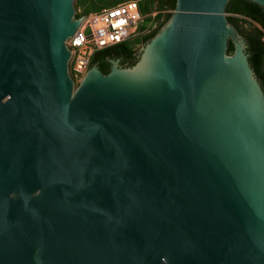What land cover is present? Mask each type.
Masks as SVG:
<instances>
[{
  "label": "water",
  "instance_id": "95a60500",
  "mask_svg": "<svg viewBox=\"0 0 264 264\" xmlns=\"http://www.w3.org/2000/svg\"><path fill=\"white\" fill-rule=\"evenodd\" d=\"M73 1L0 0V264H264V92L229 0H175L77 85Z\"/></svg>",
  "mask_w": 264,
  "mask_h": 264
},
{
  "label": "built area",
  "instance_id": "2783aa9c",
  "mask_svg": "<svg viewBox=\"0 0 264 264\" xmlns=\"http://www.w3.org/2000/svg\"><path fill=\"white\" fill-rule=\"evenodd\" d=\"M171 12L166 9L165 12ZM141 20L140 4L127 0L83 15L67 46L74 54L69 61L70 75L81 79L92 54L121 43L132 36Z\"/></svg>",
  "mask_w": 264,
  "mask_h": 264
},
{
  "label": "trees",
  "instance_id": "16d2710c",
  "mask_svg": "<svg viewBox=\"0 0 264 264\" xmlns=\"http://www.w3.org/2000/svg\"><path fill=\"white\" fill-rule=\"evenodd\" d=\"M148 2H155L165 9L174 10L175 0H148ZM140 10L144 11V6L140 5ZM225 12L227 13L228 21L239 31V33L246 40V53L248 54V61L250 67L253 69L256 79L258 80L264 92V8L250 0H229L226 4ZM86 12L76 13V17L85 15ZM171 12L165 14L164 20L151 32L142 36V42L146 43L150 38L160 29V27L168 20ZM246 19L251 21L249 29L243 28ZM123 45L126 50H132L123 42L117 43ZM105 48L96 50L90 59L89 66L96 63L103 73L107 70L102 65L98 64L95 55L104 51ZM227 51L231 53L233 46L229 42Z\"/></svg>",
  "mask_w": 264,
  "mask_h": 264
},
{
  "label": "rangeland",
  "instance_id": "374dc122",
  "mask_svg": "<svg viewBox=\"0 0 264 264\" xmlns=\"http://www.w3.org/2000/svg\"><path fill=\"white\" fill-rule=\"evenodd\" d=\"M124 1L127 0H74L73 6L75 9V13L86 12V14H88L90 12L98 11L103 7L112 6ZM137 1L141 6H144L145 10L141 11V20L135 33L125 41H123V43L132 50L138 49L143 44L142 36L149 33L154 28V26L163 18L164 14L169 13V11L165 12L166 9L163 6L155 2L150 3L148 2V0ZM249 24H251V21L246 19V22L243 24V28L249 29L251 26ZM73 79L75 84L77 85L79 79Z\"/></svg>",
  "mask_w": 264,
  "mask_h": 264
},
{
  "label": "flooded vegetation",
  "instance_id": "af4514ba",
  "mask_svg": "<svg viewBox=\"0 0 264 264\" xmlns=\"http://www.w3.org/2000/svg\"><path fill=\"white\" fill-rule=\"evenodd\" d=\"M139 54V50H132L129 52L123 45L113 44L105 47L104 51L97 53L95 59L96 62L105 67L108 72L112 60L117 61L118 65L121 67H127L132 65L138 59Z\"/></svg>",
  "mask_w": 264,
  "mask_h": 264
}]
</instances>
